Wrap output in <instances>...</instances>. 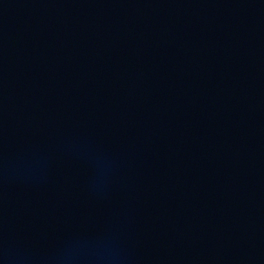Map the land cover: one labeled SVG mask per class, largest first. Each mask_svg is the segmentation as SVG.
<instances>
[{
  "label": "water",
  "instance_id": "1",
  "mask_svg": "<svg viewBox=\"0 0 264 264\" xmlns=\"http://www.w3.org/2000/svg\"><path fill=\"white\" fill-rule=\"evenodd\" d=\"M0 264H264V0H0Z\"/></svg>",
  "mask_w": 264,
  "mask_h": 264
}]
</instances>
